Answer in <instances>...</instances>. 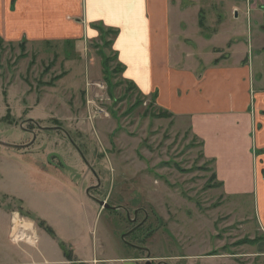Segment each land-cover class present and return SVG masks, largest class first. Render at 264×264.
Segmentation results:
<instances>
[{"label": "rangeland", "instance_id": "374dc122", "mask_svg": "<svg viewBox=\"0 0 264 264\" xmlns=\"http://www.w3.org/2000/svg\"><path fill=\"white\" fill-rule=\"evenodd\" d=\"M197 2L206 35L223 27L247 45L249 27H264V2L249 14L245 0ZM112 37L103 35L106 65L86 84L83 49L73 64L69 46L28 50L0 38V264H67L47 226L89 264H258L253 200L224 194L188 121L122 79ZM14 212L34 228L18 219L13 228ZM25 229L34 243L22 241Z\"/></svg>", "mask_w": 264, "mask_h": 264}, {"label": "crops", "instance_id": "0c3cea01", "mask_svg": "<svg viewBox=\"0 0 264 264\" xmlns=\"http://www.w3.org/2000/svg\"><path fill=\"white\" fill-rule=\"evenodd\" d=\"M184 1L0 0V38L28 50L69 46L77 56L73 64L83 49L86 84L102 73L99 44L113 32L109 47L122 79L154 98L160 109L188 121L224 194L253 200L264 238V27L254 33L249 27L247 45L240 32L223 27L206 35L202 7L197 0ZM245 1L248 14L264 2ZM234 11L240 9L234 5ZM62 59L69 67L71 60L64 54ZM92 64L99 68L97 76ZM47 231L60 247L55 230ZM255 246L253 258L264 264V244ZM80 260L93 263L94 258ZM113 261L140 264L124 256Z\"/></svg>", "mask_w": 264, "mask_h": 264}, {"label": "built area", "instance_id": "2783aa9c", "mask_svg": "<svg viewBox=\"0 0 264 264\" xmlns=\"http://www.w3.org/2000/svg\"><path fill=\"white\" fill-rule=\"evenodd\" d=\"M89 84V83H88ZM92 85H94V86H96V87H98V88H100L101 90H105L106 89V84L104 83V82H102V81H98V82H94V83H91ZM16 219H18V220H27L28 218H26V217H22V216H20L19 215V213H17V212H14V214H13V216H12V221H13V223H12V225H13V228H15V224H16ZM29 221H31L30 219H28ZM32 223H33V221H31ZM34 223H33V228H34ZM22 229H24V227L22 226ZM31 230H33V229H25V233H26V239H24V240H22V241H26V242H28L29 241V239H32L31 240V242L32 243H34V238L33 237H31L30 236V234H29V232L28 231H31ZM13 235H14V237H15V239L17 238V239H19L16 235H15V231L13 232ZM36 240V239H35ZM17 241H21V240H17ZM29 243V242H28Z\"/></svg>", "mask_w": 264, "mask_h": 264}, {"label": "trees", "instance_id": "16d2710c", "mask_svg": "<svg viewBox=\"0 0 264 264\" xmlns=\"http://www.w3.org/2000/svg\"><path fill=\"white\" fill-rule=\"evenodd\" d=\"M106 58L103 57V65L105 66L106 65ZM43 226V224H41ZM48 228V227H47ZM48 230L53 233V231L48 228ZM61 247L62 249L64 250V255L66 256V259L68 261H70L72 264H89L87 262H83V261H79V260H76V258L74 257V255L72 254V251L62 242L61 244Z\"/></svg>", "mask_w": 264, "mask_h": 264}, {"label": "water", "instance_id": "95a60500", "mask_svg": "<svg viewBox=\"0 0 264 264\" xmlns=\"http://www.w3.org/2000/svg\"><path fill=\"white\" fill-rule=\"evenodd\" d=\"M237 15H238V14L236 13V16H237ZM102 205L104 206V205H105V203L103 202V203H102ZM106 206H107V205H106ZM146 264H152V263H151V261H150V260H147V261H146Z\"/></svg>", "mask_w": 264, "mask_h": 264}, {"label": "bare ground", "instance_id": "6f19581e", "mask_svg": "<svg viewBox=\"0 0 264 264\" xmlns=\"http://www.w3.org/2000/svg\"><path fill=\"white\" fill-rule=\"evenodd\" d=\"M18 238H19V236H17ZM19 239H21V238H19Z\"/></svg>", "mask_w": 264, "mask_h": 264}]
</instances>
